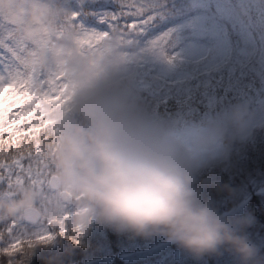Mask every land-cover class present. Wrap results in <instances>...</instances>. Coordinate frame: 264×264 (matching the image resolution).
I'll return each instance as SVG.
<instances>
[{
    "label": "clouds",
    "instance_id": "obj_1",
    "mask_svg": "<svg viewBox=\"0 0 264 264\" xmlns=\"http://www.w3.org/2000/svg\"><path fill=\"white\" fill-rule=\"evenodd\" d=\"M0 15L29 46L25 63L62 72L68 96L63 104L46 105L55 127L44 147L48 189L25 183L0 191V221L30 214L51 219L67 210L73 235L95 222L117 232L162 236L194 258L224 250L238 264H264L242 231L246 221L220 213L201 197L196 169L184 150L129 102L126 89L93 69L70 30L57 34L59 7L50 0H0ZM206 143V138L194 141L198 148ZM206 184L231 191L199 181ZM58 259L55 254L47 264Z\"/></svg>",
    "mask_w": 264,
    "mask_h": 264
},
{
    "label": "trees",
    "instance_id": "obj_2",
    "mask_svg": "<svg viewBox=\"0 0 264 264\" xmlns=\"http://www.w3.org/2000/svg\"><path fill=\"white\" fill-rule=\"evenodd\" d=\"M125 1L130 0H122L123 3ZM50 2L53 6L59 7L63 13L62 20L68 25H71L73 13H77V16L85 22H92L101 8L96 0H50ZM213 3L214 0H143L147 37L158 36L164 29H171L170 24L189 18L199 7L210 8ZM249 12L242 25L248 22L250 30L248 35L251 34L257 41H261L259 36L260 30L264 29V13L260 16L257 11ZM2 18L3 16L0 15V24H2ZM4 20L10 24L6 19ZM224 20L230 28L232 40L236 43V48L228 61L220 64L216 60L207 58L195 67L190 63L187 67L175 71V73L180 72V76L174 73L164 76L162 73L152 71L149 73V87L136 86L127 89L129 102L137 106L149 120H159L160 124L165 126L183 124L189 119L203 124L210 117L216 120L224 119L226 126L234 132L236 125L231 115L228 118V114L232 111L236 112L237 107L242 106L244 95L252 98L249 106H252L258 98L264 99V89H261L264 87V58L252 59L248 63L247 57L245 59V54H241L237 46L240 44V25L236 23L233 15ZM256 21L259 22L258 26ZM181 26L182 24L179 27ZM117 27L120 28L121 25L118 24ZM174 27L178 26H173L171 32ZM14 34L12 33L11 36ZM223 140L227 143L225 149L196 169L201 197L210 200L218 211L230 197L264 176V121L243 139L235 135V138L229 142L225 138ZM201 180L227 186L231 191L226 192L223 188L217 190L211 184L199 185ZM235 217L246 221L242 231L258 247L260 256L264 258V200L262 196L252 193L243 213ZM77 234L69 233L73 239ZM158 236L117 232L110 227L92 222L82 234H79V244H75L73 239L67 236L56 235L52 241L31 248L34 253L31 256L22 253L18 254L16 259L20 260L21 264H47L49 257L59 254L57 264L71 262L83 264L86 258L100 256L105 249L115 252L131 249ZM205 256L206 264H238L237 259L224 250H221L218 255Z\"/></svg>",
    "mask_w": 264,
    "mask_h": 264
},
{
    "label": "rangeland",
    "instance_id": "obj_3",
    "mask_svg": "<svg viewBox=\"0 0 264 264\" xmlns=\"http://www.w3.org/2000/svg\"><path fill=\"white\" fill-rule=\"evenodd\" d=\"M114 2H118L120 6L115 7L113 2L104 3L111 5L112 9H103L100 12V16L95 22L97 27L94 30L90 29L89 26L84 29L87 32H95L97 34L111 32L112 35L108 41L100 44L99 47L90 46L89 48H82L79 45L82 55L89 59L93 69L102 71L104 65L106 63L109 64L108 67L110 70L108 72L111 75L109 79L112 81L114 77L124 80L127 78L135 79L138 87H146V77L150 69H161L159 72L164 71V74L174 73L176 66H188L190 57L192 56L196 57V61H199L198 58L203 56H209V59H216L218 61L217 63L222 64L229 58L231 48H236V43L234 41L231 43L228 40V35L220 24L226 17L232 15L236 17V23L241 28V38L239 39V47L241 46L240 53L245 54V59L247 57V61L250 63L252 57H255L256 52L259 51L258 48L260 45L257 48L258 42L253 37L249 38L247 36L249 23L246 22L242 25L241 21L245 20L244 14L250 7H253L254 10L259 6H264V0H214L210 8L199 7L200 10H197L193 16L182 19L172 25L170 24L171 29L173 26L178 27H174L172 32L170 29V33L166 37H162L164 35L163 32L161 37L148 36L147 38L146 16L141 14V8L144 7L142 2L132 0V3L124 6H121L119 0H114ZM105 15L112 17V23L110 25L105 24ZM4 19L7 20L3 16L2 25L6 28ZM118 20L122 24L125 23V27H115L116 22H119ZM8 22L11 24L10 30L6 28L7 32L5 34L10 31L16 32L12 23L10 21ZM181 24L182 26L179 27ZM129 26L132 29H129ZM112 28H115L116 31L113 32ZM11 40L15 45L17 41L15 36H12ZM19 41L21 42L18 48H22L23 54L26 55L28 52L26 43L20 39ZM94 43H99V41H95ZM261 48L262 52L260 53L263 56L264 43L261 45ZM107 52L109 56L106 55ZM3 57L5 60H10L7 52L3 53ZM22 60L25 62V58H22ZM17 63L22 66L20 61ZM32 70H35V68L32 67L29 71ZM53 71L59 72L54 69L42 70L38 72V75L42 73L47 77ZM101 71L99 73L104 74ZM2 82L7 83L8 80L5 79ZM261 89L263 90L264 87H261ZM251 103L252 98L245 94L242 106L240 108L237 107L236 112L232 111L228 114V118L231 115L234 125H236L234 132H231V129L226 126L223 122L224 119L216 120L215 118H208L205 125H209L210 132L203 137L207 139L206 146L204 147H196L194 144L196 140L190 133L183 131L181 125H179L181 126L179 128L173 127L177 145L184 152L186 150L190 151L187 156L192 161L195 169L223 151L225 141L222 139L225 138L229 142L235 138V135L243 139L253 128L263 123L264 99H258L255 105L249 106ZM215 117L217 118V116ZM160 122L159 120H154L152 123L162 133L164 128ZM187 124L190 127L197 126V123H195L196 125L192 122H188ZM213 134L216 136V142L214 144L209 141V137ZM252 193L261 195L264 200V176L252 182L249 187L240 191L235 196L230 197L222 204L219 212L229 216L242 214ZM8 223L9 221L0 222V230ZM37 228L38 225L30 226L28 228L29 234L37 230ZM206 258V256L194 258L180 249L176 244L168 242L162 236H158L154 240L131 249H122L116 252L105 249L100 256L86 258L83 264H117V262L118 264H206Z\"/></svg>",
    "mask_w": 264,
    "mask_h": 264
},
{
    "label": "snow or ice",
    "instance_id": "obj_4",
    "mask_svg": "<svg viewBox=\"0 0 264 264\" xmlns=\"http://www.w3.org/2000/svg\"><path fill=\"white\" fill-rule=\"evenodd\" d=\"M77 15L73 13L71 25L78 45L99 47L108 41V33H90L75 23ZM6 32L5 26L0 24V191L10 192L25 183L46 191L50 166L44 156V147L55 133L46 105L63 104L68 98L67 85L61 72L53 71L45 77L20 66L17 54L22 48L15 47ZM4 52L9 54L10 60L4 59ZM5 79L7 83L2 82ZM70 215L63 210L51 219L30 214L9 221L7 227L0 230V264H21L16 259L18 254L52 241L56 235L73 239L69 235ZM32 225L38 228L29 234L28 228ZM73 242L80 243L79 234Z\"/></svg>",
    "mask_w": 264,
    "mask_h": 264
},
{
    "label": "water",
    "instance_id": "obj_5",
    "mask_svg": "<svg viewBox=\"0 0 264 264\" xmlns=\"http://www.w3.org/2000/svg\"><path fill=\"white\" fill-rule=\"evenodd\" d=\"M207 130H208L207 128L199 127L198 129H196V132L199 133L200 136H204L205 133L207 132ZM164 135L166 137L171 138L173 140L172 133H171V131L169 129L165 130ZM212 140H214V139H212ZM187 153H188V151H187Z\"/></svg>",
    "mask_w": 264,
    "mask_h": 264
}]
</instances>
